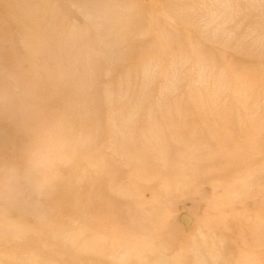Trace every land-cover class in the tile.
<instances>
[{
  "label": "rangeland",
  "instance_id": "obj_1",
  "mask_svg": "<svg viewBox=\"0 0 264 264\" xmlns=\"http://www.w3.org/2000/svg\"><path fill=\"white\" fill-rule=\"evenodd\" d=\"M264 0H0V264H264Z\"/></svg>",
  "mask_w": 264,
  "mask_h": 264
},
{
  "label": "bare ground",
  "instance_id": "obj_2",
  "mask_svg": "<svg viewBox=\"0 0 264 264\" xmlns=\"http://www.w3.org/2000/svg\"><path fill=\"white\" fill-rule=\"evenodd\" d=\"M262 231H264V229H263V228H260V229H259L260 234H261Z\"/></svg>",
  "mask_w": 264,
  "mask_h": 264
}]
</instances>
